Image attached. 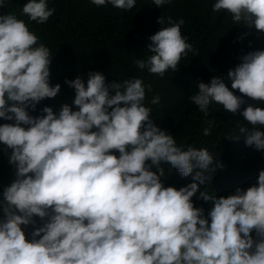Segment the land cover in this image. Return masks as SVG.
I'll return each mask as SVG.
<instances>
[{
	"label": "trees",
	"instance_id": "obj_1",
	"mask_svg": "<svg viewBox=\"0 0 264 264\" xmlns=\"http://www.w3.org/2000/svg\"><path fill=\"white\" fill-rule=\"evenodd\" d=\"M0 264H264V0H0Z\"/></svg>",
	"mask_w": 264,
	"mask_h": 264
}]
</instances>
